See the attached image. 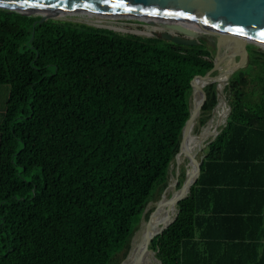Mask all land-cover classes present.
Instances as JSON below:
<instances>
[{"label":"trees","instance_id":"obj_1","mask_svg":"<svg viewBox=\"0 0 264 264\" xmlns=\"http://www.w3.org/2000/svg\"><path fill=\"white\" fill-rule=\"evenodd\" d=\"M39 20L0 8V264H118L168 187L191 81L214 66L217 38ZM249 54L200 178L151 244L161 264H264V52ZM208 89L201 126L217 102Z\"/></svg>","mask_w":264,"mask_h":264},{"label":"water","instance_id":"obj_2","mask_svg":"<svg viewBox=\"0 0 264 264\" xmlns=\"http://www.w3.org/2000/svg\"><path fill=\"white\" fill-rule=\"evenodd\" d=\"M0 8L25 16H40V23L58 17L150 31L152 34L146 35L148 38H162L185 46L198 45L199 35L216 36L217 56L214 66L200 68L191 81L190 112L181 128L180 144L169 167L168 187L156 203L159 205L167 201V210L171 213L149 229L141 247L145 254L150 255L152 264H161L156 252L151 249V244L156 237L162 236L176 222L180 213L179 203L190 195L192 187L200 178L206 156L205 150L220 134L218 125L221 123H218L216 129L207 136L201 156L196 157L197 174L184 189L186 180L181 187L179 181L185 163L195 157V145L201 141L199 134L210 128L215 118L219 117L222 121V117L226 116L222 127L227 125L231 106L225 95V89L234 74L248 63L250 46L255 45L258 49L264 50V0H0ZM36 24L37 22L34 26ZM107 29L118 32L113 28ZM205 40L212 41L210 37ZM224 47L227 51L222 57L220 51ZM222 69L226 70L220 76H213ZM203 70L207 72L204 78L201 75ZM210 79H213L212 82L216 80L217 102L210 119L201 126L202 112L210 97L208 89L212 83ZM196 84L200 89L197 100L195 99ZM221 104L229 106L227 114L220 112ZM193 138L197 140L195 145L192 144ZM183 190V194L179 195ZM147 212L146 208L137 233L141 232ZM137 233L132 240L136 238ZM122 259L123 256L118 264L124 263Z\"/></svg>","mask_w":264,"mask_h":264},{"label":"bare ground","instance_id":"obj_3","mask_svg":"<svg viewBox=\"0 0 264 264\" xmlns=\"http://www.w3.org/2000/svg\"><path fill=\"white\" fill-rule=\"evenodd\" d=\"M55 18H58V17H55ZM140 34L151 35L152 32L145 31ZM212 80L210 79L211 82ZM199 95H200L199 85L196 84L195 85V99L196 100L198 99ZM223 106L222 104L220 105V111ZM212 129H213V126H211L210 128H206L202 133L199 134V139L201 141L197 145H195L197 143V140H194L195 138H193L192 144L196 146V147L194 146L195 147L194 149L195 157L187 160L185 163L184 167H185V173H186L187 179H185L186 183H185L184 189L188 186V184H190V182L194 179L195 175L197 174L198 163H197L196 157L202 151L203 144L207 141V138H208L207 136L210 134V132L213 131ZM183 192L184 190L179 195H182ZM168 211L169 210H167V201H163L161 204L155 205V209L150 213L149 218L148 219L146 218L142 226L141 232H139L138 235L136 236V239L133 240V243L131 244V248L128 249L129 252L127 253L126 257L123 259L124 261L123 264H152L150 255L145 254L142 251L141 247L143 246L144 238L146 237L149 229L156 223L161 222L162 219L164 220L167 217V215L171 213L170 211L169 212Z\"/></svg>","mask_w":264,"mask_h":264},{"label":"rangeland","instance_id":"obj_4","mask_svg":"<svg viewBox=\"0 0 264 264\" xmlns=\"http://www.w3.org/2000/svg\"><path fill=\"white\" fill-rule=\"evenodd\" d=\"M58 20H63V21H70V22H75V23H81V24H87V25H91V26H99L100 28H113V29H116L119 33H122V34H132V35H137V36H140V37H143V38H147V36L146 35H143V34H140V33H142V32H145V31H143V30H136V29H129V28H123V27H116V26H109V25H102V24H96V23H89V22H82V21H75V20H69V19H64V18H57ZM158 34H160V33H158ZM195 39H197V38H195ZM197 40H199V39H197ZM207 41V43H208V45H211V44H213V42L212 41H209V40H206ZM226 51H227V48H222V50L220 51V53H221V56L223 57V56H225V53H226ZM260 51H263L264 52V50H262V49H260ZM217 56V55H216ZM238 61V60H237ZM247 65V64H246ZM226 69H222V70H220V71H218V72H215L214 73V77H218V76H220L224 71H225ZM210 85H216V80H214ZM9 90H10V87H9V85H0V112L2 111V109L4 108V104H5V102L8 100V96H9ZM192 94V93H191ZM190 97H191V101H192V96L190 95ZM222 114H227L228 112H229V106L228 105H224L222 108H221V111H220ZM225 118H226V116H223L222 117V121H220V118L219 117H217V118H215V120H214V122H213V124H212V126H213V131L216 129V127H217V125H218V123H221V124H219L218 125V129H219V127H220V129H221V127L225 124ZM1 121H2V117H0V123H1ZM199 130V129H198ZM197 130V131H198ZM212 131V132H213ZM212 132H210V133H212ZM201 153H202V151L197 155V158H199L200 156H201ZM185 175H186V173H185V167L183 168V173L181 174V177H180V180L181 179H183V180H185L184 178H185ZM160 200V197H156L155 198V200H152L148 205H147V215H150V213L155 209V204L158 202ZM139 227H140V225L138 226V228H137V230L135 231V233H134V235L137 233V231L139 230ZM134 235H133V237H134ZM137 235H138V233H137ZM136 235V236H137ZM133 239V238H132ZM136 238H134V240H135ZM132 243H133V240H132ZM131 243V244H132ZM130 248H131V246H130ZM129 251H127V252H125V253H123L121 256H120V258L124 255V254H126L127 255V253H128ZM126 255H124L123 256V259L126 257ZM123 259H122V261H123ZM155 264H158V263H155Z\"/></svg>","mask_w":264,"mask_h":264},{"label":"crops","instance_id":"obj_5","mask_svg":"<svg viewBox=\"0 0 264 264\" xmlns=\"http://www.w3.org/2000/svg\"><path fill=\"white\" fill-rule=\"evenodd\" d=\"M4 112H5V104H4V108H3L2 111L0 112V117H2V119H3Z\"/></svg>","mask_w":264,"mask_h":264}]
</instances>
